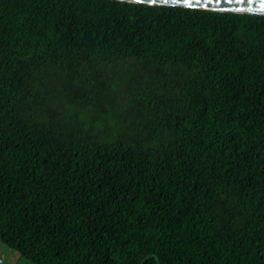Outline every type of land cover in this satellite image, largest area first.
Here are the masks:
<instances>
[{"label":"trees","instance_id":"16d2710c","mask_svg":"<svg viewBox=\"0 0 264 264\" xmlns=\"http://www.w3.org/2000/svg\"><path fill=\"white\" fill-rule=\"evenodd\" d=\"M108 67L137 100L98 125ZM0 234L33 264H264V15L0 0Z\"/></svg>","mask_w":264,"mask_h":264},{"label":"rangeland","instance_id":"374dc122","mask_svg":"<svg viewBox=\"0 0 264 264\" xmlns=\"http://www.w3.org/2000/svg\"><path fill=\"white\" fill-rule=\"evenodd\" d=\"M130 70V69H128ZM117 69L113 67L106 68V72L98 81L91 80L86 86L81 90L82 94L90 93L88 95L89 99L92 101L85 102L84 106L86 109L80 114L81 119L90 120L91 115L99 116L98 125L104 118H113L116 116L114 107L120 111H126L129 107L135 106V101L137 100L136 93L134 95L126 91L127 84L121 82L118 78H115ZM140 89L141 86H137ZM134 92H137L134 89ZM85 96V95H84ZM126 96V97H125ZM101 100V103H105L107 112H96L97 101ZM85 98L82 97L80 102H84ZM103 101V102H102ZM71 106L76 107L77 105L72 103ZM89 110L91 112H89ZM0 248L6 255V264H22L23 261H27V264H33L29 259L25 258L19 246L9 242L2 234H0Z\"/></svg>","mask_w":264,"mask_h":264},{"label":"water","instance_id":"95a60500","mask_svg":"<svg viewBox=\"0 0 264 264\" xmlns=\"http://www.w3.org/2000/svg\"><path fill=\"white\" fill-rule=\"evenodd\" d=\"M152 6L184 7L192 9L210 10L216 12H230L240 14L264 15L260 10L261 0H191L192 6L186 0H118ZM252 9V11H249Z\"/></svg>","mask_w":264,"mask_h":264},{"label":"built area","instance_id":"2783aa9c","mask_svg":"<svg viewBox=\"0 0 264 264\" xmlns=\"http://www.w3.org/2000/svg\"><path fill=\"white\" fill-rule=\"evenodd\" d=\"M0 264H6V255L4 254L1 248H0Z\"/></svg>","mask_w":264,"mask_h":264},{"label":"clouds","instance_id":"9594fccd","mask_svg":"<svg viewBox=\"0 0 264 264\" xmlns=\"http://www.w3.org/2000/svg\"><path fill=\"white\" fill-rule=\"evenodd\" d=\"M259 8L264 11V0H261ZM249 11H252V9H249ZM22 264H27V261H23Z\"/></svg>","mask_w":264,"mask_h":264},{"label":"snow or ice","instance_id":"6c2138e0","mask_svg":"<svg viewBox=\"0 0 264 264\" xmlns=\"http://www.w3.org/2000/svg\"><path fill=\"white\" fill-rule=\"evenodd\" d=\"M186 2L189 4V6H192L191 0H186ZM197 3H199V0H196Z\"/></svg>","mask_w":264,"mask_h":264}]
</instances>
